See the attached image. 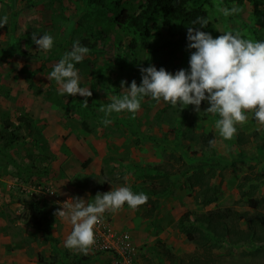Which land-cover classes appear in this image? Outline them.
<instances>
[{
	"label": "rangeland",
	"instance_id": "rangeland-1",
	"mask_svg": "<svg viewBox=\"0 0 264 264\" xmlns=\"http://www.w3.org/2000/svg\"><path fill=\"white\" fill-rule=\"evenodd\" d=\"M256 1L233 4L240 12L226 16L220 1L207 5L204 0L216 25L215 38L232 31L264 41V0ZM144 2L124 0V6L136 10ZM84 9L79 0H0V19L8 16V25L0 28V264H38L39 256L44 264H77V256L88 257V264H117L113 253L91 247L85 255L66 248L72 225L54 213L70 197L94 199L97 193L124 185L146 193L148 202L137 209L125 204L106 212L103 220L114 233L130 235L136 249L134 264H169L164 252L179 258L199 253L179 230V221L188 212L192 219L208 211L234 214L229 226L245 228L236 214L253 211L240 185L248 177L260 181L256 198H264V126L245 113L248 120L225 140L215 127L219 115L204 112L207 101L198 113L194 105L181 111L180 106L148 97L137 113H112L105 126L101 103L126 94L122 81L128 88L133 80L139 86L140 69L150 66L173 75L181 69L190 71L195 50L189 49L188 40L167 36L168 29L159 24L152 29V48L133 54L128 48L131 38L116 22L105 15L93 20ZM34 32L38 38L51 34L53 48L39 50L32 40ZM76 40L93 47L76 66L80 86L92 92L89 98L61 95L60 85L47 78ZM85 99L88 107L82 105ZM205 131L215 138L211 149L203 141ZM203 162L208 163L203 169L206 192L201 190L202 181L191 177L193 168L185 172L187 165ZM210 168L214 176L209 179ZM166 177L173 183L170 191H164ZM208 198L214 200L204 204ZM217 229L221 238L222 226ZM215 243L216 253L229 251L223 239ZM244 253L249 254L248 247L241 246L224 259L252 261Z\"/></svg>",
	"mask_w": 264,
	"mask_h": 264
},
{
	"label": "clouds",
	"instance_id": "clouds-1",
	"mask_svg": "<svg viewBox=\"0 0 264 264\" xmlns=\"http://www.w3.org/2000/svg\"><path fill=\"white\" fill-rule=\"evenodd\" d=\"M224 15L240 12L233 6L222 9ZM200 28L207 27L206 18L198 17L192 22ZM8 25V16L0 19V28ZM188 47L194 49L189 60L190 71L181 69L174 75L164 68L157 70L155 66L141 68L142 82L138 86L131 82L130 88L125 87L127 81L121 82V89L126 94L114 97L107 105L101 103L100 111L104 113L103 124L111 123L112 113L127 111L135 114L141 109L142 101L148 97L159 103L163 100L173 108L185 105L195 106L200 112L202 102L207 101L209 107L204 111L218 114L220 119L215 127L220 136L231 140L237 134V125L248 120L251 113L259 125L264 126V41H252L242 38L239 33L227 31L217 38L210 33L188 27ZM33 43L41 51L53 48L54 38L51 34L32 35ZM90 49L83 46L79 40L73 42L70 51L54 65L47 77L60 85V94L89 98L92 92L88 87L80 86V64ZM88 107V100L82 103ZM216 141L210 140L209 146L215 147ZM126 179V178H125ZM90 195V194H89ZM144 192L135 193L130 186L113 187L107 193H97L94 199L85 200L79 196L70 197L59 205L54 215L72 225L71 233L66 237L64 246L87 255L95 244L96 225L102 222L106 212L120 210L125 204L137 209L148 202ZM55 226V225H54Z\"/></svg>",
	"mask_w": 264,
	"mask_h": 264
},
{
	"label": "trees",
	"instance_id": "trees-1",
	"mask_svg": "<svg viewBox=\"0 0 264 264\" xmlns=\"http://www.w3.org/2000/svg\"><path fill=\"white\" fill-rule=\"evenodd\" d=\"M85 4V12L87 16H91L95 19L97 15L108 16V20L116 22L117 26L123 31V33L131 38L128 45L129 51L135 54V51H149L152 46L150 43V37L152 35V29L157 25L165 26L167 30V36L176 38L177 36L188 40V27H197L198 30L210 33L213 38L216 34V25L211 18L210 11L206 8L204 0L199 4V0H145V2L139 5L138 9L130 10L124 6V0H79ZM215 0H206L207 5H212ZM223 5L231 8L233 4L244 5L246 2L256 3V0H218ZM211 8V7H210ZM258 12V10L256 11ZM198 17L206 18L208 21L207 27L200 28L199 24H193L192 22ZM262 26V21L258 20ZM255 29V28H254ZM105 31L103 29L98 36ZM258 32L254 31L253 35L257 36ZM83 46H86L93 50L92 46H88L86 41H81ZM120 44L122 42L120 41ZM151 57L153 53H150ZM135 63V61H133ZM132 68V67H131ZM110 103V102H108ZM134 123V122H133ZM203 141L208 149L210 140H215L211 131H205L202 133ZM189 155H186V157ZM193 159V158H192ZM191 159V160H192ZM89 162V161H87ZM204 165H198L197 167L187 165L185 172L188 173L193 168L191 177L196 181H202L201 190L203 192L208 191V182L204 181L205 174L203 169L207 162H203ZM208 177L212 178L213 169H209ZM141 172V171H140ZM198 173L200 175H198ZM191 177L189 180H191ZM150 179V177L148 176ZM152 178H157L153 176ZM166 187L164 191H170L173 187V183L169 181V178H165ZM260 181L254 180L248 177L246 183L240 185V189L247 197V204L253 211L252 213H240L236 214L237 218L244 223L245 228H241L238 224L235 226H229L228 221L234 216V214H225L221 212L208 211L205 213L196 214L192 219L191 213H186L179 221V230L186 235L188 241L196 244L199 247V253L189 254L186 258H179L168 252H164L169 264H264V213L261 212V208L264 205V198L257 199L256 194L259 188ZM205 188V190H204ZM247 190V192L245 191ZM214 193L213 191L210 192ZM214 198H208L204 200V204H211ZM222 226L221 238L217 237V227ZM223 239L225 243L230 245L229 251L226 253H216L215 241ZM248 247L249 254L244 253V256H251L252 261L242 260L239 263L226 262L224 255L233 254V251L238 247ZM258 259V261H256ZM87 258H77L76 261L82 263L87 261ZM44 257L39 256L38 264H44Z\"/></svg>",
	"mask_w": 264,
	"mask_h": 264
},
{
	"label": "built area",
	"instance_id": "built-area-1",
	"mask_svg": "<svg viewBox=\"0 0 264 264\" xmlns=\"http://www.w3.org/2000/svg\"><path fill=\"white\" fill-rule=\"evenodd\" d=\"M94 232L95 244L92 246L94 250L113 253L117 256V264H134L136 249L130 235L114 233L104 220L96 225Z\"/></svg>",
	"mask_w": 264,
	"mask_h": 264
},
{
	"label": "crops",
	"instance_id": "crops-1",
	"mask_svg": "<svg viewBox=\"0 0 264 264\" xmlns=\"http://www.w3.org/2000/svg\"><path fill=\"white\" fill-rule=\"evenodd\" d=\"M9 183H10V181H8ZM66 235H68V231H66V232H64ZM62 234H63V232H62ZM74 255V254H73ZM74 257H76L75 255H74ZM76 258H78V256L76 257ZM80 258V257H79ZM81 258H87L88 260L87 261H84V262H82V263H79V262H77L76 261V259L74 260L75 261V263H77V264H88L89 262H90V259L88 258V257H85V256H83V257H81Z\"/></svg>",
	"mask_w": 264,
	"mask_h": 264
}]
</instances>
